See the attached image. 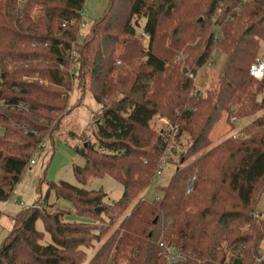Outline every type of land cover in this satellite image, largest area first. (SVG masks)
<instances>
[{
    "label": "trees",
    "instance_id": "trees-1",
    "mask_svg": "<svg viewBox=\"0 0 264 264\" xmlns=\"http://www.w3.org/2000/svg\"><path fill=\"white\" fill-rule=\"evenodd\" d=\"M24 1L0 0V97L29 106L28 112L0 114V202L13 198L43 140L54 139L69 111V94L82 85L80 101L89 90L100 109L95 139L75 146L85 159L73 166L75 178L85 184L107 175L123 193L115 215L103 189L49 183L44 199L11 218L0 264H84L87 250L96 247L86 264H171L162 244L182 252L181 264H264V210H258L264 193V76L251 75L264 41V0H208L201 22L178 13L175 0H109L85 33L87 0ZM118 4L121 11L109 16ZM164 31L168 47L161 45ZM196 37L205 43L194 67H203L216 47L227 55L218 87L204 99L193 96V79L185 72L175 73L181 80L174 81L163 52L190 54L196 46H185ZM223 110L236 118L258 117L244 128L245 136L209 148ZM156 117L166 120L160 132L151 124ZM164 162L176 167L161 196L138 199ZM194 175L195 190L186 195ZM50 192L92 221H66L69 211L49 203ZM99 222L104 226L98 228Z\"/></svg>",
    "mask_w": 264,
    "mask_h": 264
},
{
    "label": "rangeland",
    "instance_id": "rangeland-1",
    "mask_svg": "<svg viewBox=\"0 0 264 264\" xmlns=\"http://www.w3.org/2000/svg\"><path fill=\"white\" fill-rule=\"evenodd\" d=\"M207 1L208 0H175V2L178 3V7L180 9L178 13L184 14V17H187L188 20H195L196 22H201L207 18ZM24 2L25 1H23L22 3L21 1L19 4H24ZM87 5L89 9L91 7L90 0L88 1ZM121 9V4H118L114 10H111L109 12L108 15H113L118 11H121ZM86 12L88 13V11ZM97 19L99 18H97L95 14H93L92 16L90 14H87L86 16L84 15L85 26L83 27L82 33L87 32L93 25L94 21H96ZM216 20L214 17L213 21H211L215 23ZM166 23L167 24L164 25V29L167 28L169 24H171L170 21ZM203 25L206 26L207 23L205 22V24ZM199 28L200 26L197 25L196 29ZM214 28L215 25L213 26V29ZM167 35L168 34L165 31L161 34V45H165L168 47L167 40L169 38L167 37ZM193 39L194 40L189 41L188 45L185 46H190V50H193V47L196 46L197 49L191 51L190 54L183 49L179 51H171L170 54L168 53L167 48H164L163 52H166L168 58H170V71H173L175 75V73H184L186 70L187 72L185 74L193 79L194 85L191 89L193 96L196 97L197 95H199L201 96V99H204L208 97V91H213L218 87L222 72L224 71V67L226 64L227 55L224 54L223 50L220 47H216L214 48L210 60L203 67L196 68L194 67L192 62L194 58H196V56L201 54L205 40H202L199 37ZM142 40L146 45L148 38L142 36ZM116 51L117 52L115 54H118L119 49H116ZM116 56L117 55H115V57ZM178 56L181 57L178 59ZM259 56L261 59H264V41L260 43ZM117 62L116 64L117 66H119L120 62ZM135 63H137V61H135ZM124 65V67H130L127 64ZM117 68L121 67L119 66ZM175 77L177 80H181L179 76L175 75L173 76L174 81H176ZM83 78L84 74L82 75V79L78 81L81 85L84 84ZM81 88H83V85L80 88L78 86V88H75L69 94V111H66V113H64V117H61V120L59 119L61 125L58 127L57 132L53 135L54 139L46 137V139L43 140L42 147L33 156V162L30 164L31 169H28L24 173L22 180L15 188L12 195L13 198H11L8 202H0V210L3 212V215L0 217V246L5 237L8 235L9 230L12 228L11 218L14 215L26 210L28 207L30 208L31 206L36 204L39 196H41V198L45 197L49 189L48 184L51 182L65 181L72 185L83 187L89 190L103 189L104 192L108 195L107 202L113 208V212L115 213V215L116 213H119V209L115 207L114 203L119 200L123 193V186L120 185V183H118L112 177L106 175L102 178H90L85 184H80L76 180L73 172L74 165H85V159L82 157V155L76 153L75 146H82V144H87V141H93L95 139L92 133L94 128L93 123L97 117V112L100 109V104L95 100L94 95L89 90L85 91L84 96L80 101L79 96L81 94ZM214 100H217L216 97L214 98ZM110 101V98L109 100L107 99L105 104L110 105ZM77 102H81V104L79 106H74L73 104ZM236 108L238 107H235L234 109L232 107L231 111L236 110ZM263 112L264 111H261L260 114H263ZM221 113L222 116L220 117V120L212 127L210 131L209 136L212 141V146H210L209 148L216 146L227 137H239L241 135L245 136L244 131L246 130V126L258 117L256 115H253L252 117H248L247 119L246 117L236 118L235 115L231 116L230 111L228 112L226 110H223ZM59 116L60 115L56 117L54 122H58L57 118ZM151 124L156 132H160L161 130L165 129L166 120L156 117L153 119ZM0 134H2L1 128ZM170 149H172V145L170 146ZM163 166V174L157 177L151 184L150 188L146 189L138 196V199H140L142 196H145L148 200H153L161 196L162 188L160 187L166 186L175 171L176 165L166 164L164 162ZM48 201L49 203L56 202L59 207L69 211V214H67L65 218L66 221H92L88 218L78 217V215H76L73 211L72 204L69 201L63 199H56L53 192H50ZM55 209L56 208L53 207L52 210L54 211ZM258 210H264V193H262L259 200ZM106 219L109 220L108 218ZM101 226H104L103 222L98 223V228H100ZM36 228L40 231L44 230V224L42 220H38L36 222ZM115 228H117V224L111 227L110 232H108L103 237V239H106L112 232H114ZM50 241V235L45 233V242ZM96 249L97 247L95 249L87 250V261H85L84 264H86L91 259Z\"/></svg>",
    "mask_w": 264,
    "mask_h": 264
},
{
    "label": "built area",
    "instance_id": "built-area-1",
    "mask_svg": "<svg viewBox=\"0 0 264 264\" xmlns=\"http://www.w3.org/2000/svg\"><path fill=\"white\" fill-rule=\"evenodd\" d=\"M24 0H20V2ZM83 27L85 26L82 25ZM75 61H77V59L75 58ZM251 75L256 78V79H260L264 76V59H261L260 56L256 59V61L254 62V64L251 67ZM3 77L0 74V90L2 87V82H3ZM45 84L47 85V82H45ZM29 106L25 103V102H9L3 98L0 97V114H4L7 112H19V111H23V112H28ZM33 162V160H32ZM31 162V163H32ZM163 166V165H162ZM161 174H163L161 172V169L158 170L156 172V177H159ZM195 181H196V175H194L192 178H190L188 180V187L186 190V195H189L194 189V185H195ZM162 248L164 249L163 254L169 258V262L171 264H181L183 262V254L182 252H179L178 250H174L172 247H166L165 245H161ZM260 261H264V243L261 245V251H260Z\"/></svg>",
    "mask_w": 264,
    "mask_h": 264
},
{
    "label": "crops",
    "instance_id": "crops-1",
    "mask_svg": "<svg viewBox=\"0 0 264 264\" xmlns=\"http://www.w3.org/2000/svg\"><path fill=\"white\" fill-rule=\"evenodd\" d=\"M88 1L89 0H87V3ZM108 2L109 0H90L91 7L88 9V6H86V10L84 11L83 15L86 16L87 14H90L92 16L95 14L97 18H100L107 9ZM86 11H88V13Z\"/></svg>",
    "mask_w": 264,
    "mask_h": 264
},
{
    "label": "water",
    "instance_id": "water-1",
    "mask_svg": "<svg viewBox=\"0 0 264 264\" xmlns=\"http://www.w3.org/2000/svg\"><path fill=\"white\" fill-rule=\"evenodd\" d=\"M187 71L185 70V73H186Z\"/></svg>",
    "mask_w": 264,
    "mask_h": 264
}]
</instances>
